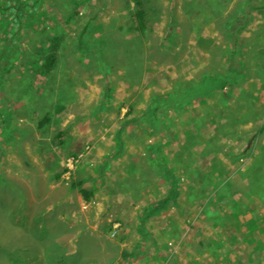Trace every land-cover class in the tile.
Returning <instances> with one entry per match:
<instances>
[{
  "label": "rangeland",
  "instance_id": "rangeland-1",
  "mask_svg": "<svg viewBox=\"0 0 264 264\" xmlns=\"http://www.w3.org/2000/svg\"><path fill=\"white\" fill-rule=\"evenodd\" d=\"M149 1V28L139 35L129 28L133 5L128 0H0V66L10 65V71L0 73V114L12 112V123H0V264H45L40 256L50 246L60 249L56 255L64 258L62 264H114L131 252L128 264H264V246L250 236L264 240V225L249 231L244 221L253 207L242 209L232 199L249 193L242 172L264 146V130L259 131L264 125V0H228L222 18L202 9L208 0ZM246 1L260 9L238 34L247 47L241 82L214 90L204 101L167 110L163 118L169 132L152 130L141 117L153 96L207 72L226 74L225 52L234 45L225 17L242 16ZM87 25L82 42L72 47ZM9 26L18 38L1 47ZM55 26L65 31L68 44L59 47L48 79L35 68L43 59L40 43ZM59 98H65L60 121L38 130L43 114H56ZM161 135L168 143L160 155L171 159L182 177V209L173 207L153 220L154 234L137 255L142 240L132 227L136 206L164 191L158 169L146 162ZM183 143L186 159L176 161ZM103 158L109 162L107 172L99 167ZM122 161L129 163L126 169ZM127 169L129 175L133 169L139 175L150 172L138 182L110 183ZM101 176L106 189L116 191L112 198L103 192L89 203L71 186L88 178L84 186L91 189ZM215 180L230 190L223 207L200 194L217 187ZM194 184L200 195L188 196ZM68 198L70 204H63ZM198 198L219 214L234 213L226 220L205 217ZM117 199L127 206L118 210ZM258 211L264 217V209ZM39 214V227L32 232ZM164 220L183 226L163 233ZM75 251L79 255L73 257Z\"/></svg>",
  "mask_w": 264,
  "mask_h": 264
},
{
  "label": "trees",
  "instance_id": "trees-1",
  "mask_svg": "<svg viewBox=\"0 0 264 264\" xmlns=\"http://www.w3.org/2000/svg\"><path fill=\"white\" fill-rule=\"evenodd\" d=\"M17 1V0H16ZM228 0H216L211 2L207 1L204 3V9L208 12V14L216 15L217 18H222L223 11L225 10L224 7H226ZM150 1L149 0H128V6L131 4L133 7H131V21H130V31L136 32L139 35H144L146 31L149 28V13H150ZM243 5L246 6L239 10L243 15L238 16L236 15H228L225 17L224 21V29L227 34V37H229V40L233 43V47H228L226 50L225 55V75L218 74L217 72L213 73H205L204 76L195 82H179L177 87L173 90V92L164 93L162 95H155L152 97L148 107L146 108L145 112H143L142 119H144L151 127L152 130L156 131L157 133H166L169 132V123L167 124L165 122V119L163 118V113H165L169 109H175L179 110L185 106V104H188L189 102H192L194 99H200L204 101L210 94L217 89L225 90L228 87H234V85H237L241 82L242 78L241 76H245V67L247 65L246 60L244 59V52L246 51L247 47H242V41L239 37V32L246 29L249 24L252 22L255 12L260 9L258 6L252 5L251 2L246 1L243 2ZM19 8V7H17ZM17 10V9H16ZM15 11V10H14ZM20 12V8L18 10ZM16 13V11H15ZM246 18L242 22V17ZM19 18V17H18ZM247 19V20H246ZM246 20V21H245ZM57 28L52 27V32L49 31L48 34L43 38L41 44V47L43 48L44 54L43 59L41 63H36L37 67L35 68L36 73L42 74L45 77L50 78L47 76L50 74L52 69L55 68L57 59L60 58V50L59 47H65L67 43L66 40V33L62 30L61 26H55ZM89 30V26L82 30V32L76 37V40H74V43L72 47H77V40L79 44L82 42V37H85V33ZM12 37L18 38L17 36V30L13 27H8L5 31L2 32L1 40L2 45L1 47H9L11 45L10 39ZM241 45V46H240ZM3 56H1V61H3ZM5 57L9 60V55H5ZM246 64H245V63ZM244 63V64H243ZM3 71L8 72L10 71V65L7 63L4 67L3 65L0 66V73ZM45 72V73H43ZM34 74V73H33ZM52 75V74H51ZM36 77V76H35ZM1 84V81H0ZM62 89V87L60 88ZM64 89H62L63 91ZM66 92V90H65ZM24 93H28L26 90ZM62 92H60L61 95ZM244 93V92H243ZM232 97V94L230 95ZM40 98V96H38ZM242 97V94H241ZM60 100V103L54 107L55 113H49L46 112L45 115L43 114L41 120L37 123V129L42 130L46 128L48 125L53 124L55 121L59 122L60 119H57L58 114L64 109L63 101H65V98L58 99ZM57 102V101H56ZM62 105L60 106V104ZM11 108V107H8ZM7 108V109H8ZM2 111V110H0ZM12 112L8 113L7 111L0 114V123H3L5 125H9V123H12L11 118ZM4 116V117H3ZM11 118V119H10ZM136 120V119H134ZM222 129V128H221ZM264 130V125L261 126V129L259 130L262 132ZM62 133L58 134V137H60ZM165 138V137H164ZM213 139V138H211ZM166 140V138H165ZM164 141V140H163ZM212 141V140H211ZM162 144L157 145L155 148V151H158L162 148ZM181 154L184 155L186 150H184V143L182 146ZM154 158L159 161L158 153L153 154ZM204 156V155H203ZM205 157V156H204ZM248 166V165H247ZM161 170H164L165 178L167 182V189L165 190L166 195L162 197H158V199L153 202V204H150L148 207L143 209V217H141V220H147L151 216H159L162 211L165 209H169L171 207H177L178 209H182V206L180 204V201L182 200V179L179 178V175L176 174V170L174 168L173 164H170V166L167 164V162L164 164L161 162L159 165ZM246 183L249 185V193L242 196H234L232 199H236V201L239 203L242 209L246 206L253 207L254 212H248L246 213L245 220L249 223L248 230L250 231L251 228H257L260 230V228L264 225V217L259 213L258 209H264V147H259V153L257 155H254V158L251 160L249 166L245 168L242 172ZM201 183H203L202 180H199ZM215 183H218L217 187H213L208 194H204V198L207 199L208 203H212L216 201L219 205L222 207L231 199L229 195L228 189L222 190V187H226L223 180L216 181ZM223 183V186H222ZM84 181H73L71 183L72 188H75L78 190V192L81 194L83 199L85 201H90L92 196L94 195L93 191L91 189H88L86 186H84ZM209 187V185H208ZM204 188V185H203ZM221 188V189H220ZM197 188L193 187L191 185L190 190L188 193V196H198L200 194H196ZM251 189V190H250ZM181 197V198H180ZM205 199L198 198V205L202 207L203 213L205 217L212 216L215 219H222L226 220L229 219L230 216H232V213H234V210H230L229 213H226L225 215L217 213V211H214L206 206V203L204 202ZM196 201V202H197ZM41 222V221H40ZM32 225V223H31ZM37 225V227H35ZM36 225L30 226V230L36 231V229L39 227V222L37 221ZM231 231V230H230ZM227 233H229L227 231ZM263 232L260 234L262 235ZM242 236H245L242 235ZM253 238L258 241V243L262 244L264 246V240L257 238L255 234L250 235ZM60 249L56 248L54 250L52 246L46 247L45 252L47 253V258L49 262L54 263L55 261L59 262L64 260V258L61 260L60 258L57 259V253H59ZM262 251H264V247L262 248ZM64 261L60 262L62 264Z\"/></svg>",
  "mask_w": 264,
  "mask_h": 264
},
{
  "label": "crops",
  "instance_id": "crops-1",
  "mask_svg": "<svg viewBox=\"0 0 264 264\" xmlns=\"http://www.w3.org/2000/svg\"><path fill=\"white\" fill-rule=\"evenodd\" d=\"M251 24V23H250ZM249 24V25H250ZM207 73H210V72H207ZM205 74V73H204ZM204 74L201 76V78L204 76ZM200 78V79H201ZM200 79H198V80H200ZM198 80H196L195 79V81H198ZM195 81H192V82H195ZM159 95H162V94H159ZM223 127V126H222ZM158 134H163V133H158ZM164 140V141H163ZM161 142H163L164 143V145H162V148H163V146H165L168 142H167V140H165V138H164V136L163 135H161V141L160 142H158V143H155V144H153V145H151L150 146V149H151V151H150V153L148 154V156L146 157V162L148 163L147 165L150 167V168H155L156 170H157V172H158V174H160V176H159V178L162 180V183H163V187H164V191L163 192H160L159 194H158V197H162V196H164V195H166V192H165V190L167 189V184L169 183V182H167V180H166V178H165V174H164V170H161V168L159 167V165L161 164V162H163L164 164L167 162V164L170 166V164H172L171 163V159H169V160H167L166 158H165V155H164V158H163V156H161L160 155V150L162 149H159L158 151H155V148H156V146L157 145H160V144H162ZM161 146V145H160ZM182 146L183 145H181V149L180 150H182ZM264 147V146H263ZM178 151V152H176L177 153V158H176V161H185V155L186 154H184L183 155V157H181V151ZM158 153V158L160 159V163H159V161H157L155 158H154V156H153V154L154 153ZM232 153V152H231ZM259 153V152H258ZM257 153V154H258ZM256 154V155H257ZM106 158L108 157V155H106L105 156ZM106 158H103V159H105L103 162H101V164H99V167H100V170H102V171H105V172H107L108 171V163H107V161H106ZM169 158V157H168ZM122 160V159H121ZM107 164H106V163ZM251 162V161H250ZM121 164H123V165H121L122 166V169H126V167L128 166V164L129 163H127V161L124 163L123 161L121 162ZM250 164V163H249ZM249 164H247V165H249ZM174 165V164H173ZM152 166V167H151ZM149 168V169H150ZM175 168V170H176V174H178L177 173V167L175 166L174 167ZM149 169H147V170H145L144 172H142L140 175H139V173H137V170L136 169H133V170H131V173H130V175H129V173H128V169H127V172L124 174V173H122L123 175H120L119 177H117V176H115L114 178L112 177V180L113 181H110V183L112 182L113 184L114 183H116L117 184V182H118V184H122L124 181H141V180H143L144 178H146L147 179V176H148V173H147V176L145 175V172H150L149 171ZM228 169L230 170V168L228 167ZM232 172V171H231ZM179 175V174H178ZM243 175V174H242ZM202 177H203V175H199V179H201L202 180ZM179 178L181 179L182 177L179 175ZM219 179L220 178H222V177H218ZM87 179L88 178H85L83 181H84V183H87ZM213 179H215V178H213ZM99 181V183H98V185L96 186V187H92L91 188V190L93 191V193H94V195L92 196V198L90 199V201H89V203L90 202H92V200H93V198L95 199L96 197H98V195L97 194H102L103 192H104V194H108L111 198L113 197V195H112V193H114V194H116V191H108L106 188H110V187H107L106 186V184H107V181L101 176L100 177V179L98 180ZM200 184H203V183H200ZM106 186V187H105ZM194 187L196 188V187H198V184L196 185V184H194ZM182 188H183V186H182ZM203 189L204 188H200V190H202V192H203ZM184 190V189H183ZM199 189L197 188L196 189V191H198ZM185 191V190H184ZM183 193V192H182ZM196 194H199V193H197V192H195ZM200 194H203V193H200ZM247 194V193H246ZM182 195V194H181ZM158 197H156V198H154V199H152V200H148L146 203H143L142 205H140V206H136V215H135V220H136V222L134 223V224H132V227L134 226V227H136L137 228V230H138V235H139V237L141 238L140 240H142V241H140V243H139V245L138 246H136V249H137V253H135V254H137V255H141V254H143L146 250V248H147V246L145 245V241L147 240V239H149V238H151L152 237V235L154 234L153 232H151L150 231V226L151 225H153V223H154V221L153 220H155V219H157V218H160V217H163L164 216V214L165 213H168V212H170V210L169 209H171V208H173V207H171V208H169V209H165L164 211H162V213L159 215V216H151V217H149L147 220H141V217H143V209L144 208H146V207H148L150 204H153V202H155L157 199H158ZM81 198H83L82 196H81ZM70 198H68V199H65L64 200V203L63 204H66V205H68V204H70ZM109 201V200H108ZM119 200L117 199V203H118V205H120V208H118V210H121V208H123V207H126L127 206V202H125L124 200H120L119 202H118ZM133 200L132 199H130V203L131 204H135L134 202H132ZM86 203V202H85ZM113 204H116V203H113ZM129 206H131L130 204H129ZM174 209V208H173ZM249 210H251V209H249ZM118 212H122V211H118ZM251 212V211H250ZM40 215V214H39ZM39 219H42V215H40L39 216V218L38 219H36L37 221L39 220ZM116 222H118V223H120V224H122V225H125L126 223H124L125 221L123 220V219H116ZM244 222H246V223H248L247 221H244ZM133 223V222H132ZM249 224V223H248ZM126 226V225H125ZM183 225L181 224V223H177V222H173L172 220H170V221H166V220H164V221H162V223H161V225L159 226V227H161L162 228V232L163 233H168V234H171V231L174 229L173 227H182ZM248 226V225H247ZM166 228V229H165ZM134 229V228H133ZM172 229V230H171ZM149 235V237L148 236H145V235ZM36 240H38V241H42V237H39V238H37ZM134 254V252H131V253H129V254H127L125 257V260H123L122 261V257H121V260L119 259L116 263H114V264H128L129 262H128V260H130L129 258H130V256L131 255H133ZM79 255V252H77V251H75V252H73L72 253V256L73 257H76V256H78ZM124 256H123V259H124ZM40 259L44 262L45 260H46V262H45V264H56L55 262L54 263H51V261L49 262V260H48V258H47V253L45 252H43V254L40 256ZM84 259V258H83ZM81 261V260H80ZM90 261V260H89ZM58 263V262H57ZM85 262H83V263H77V264H84ZM58 264H60V263H58ZM86 264V263H85ZM88 264H96V263H94V262H88ZM99 264H101V263H99Z\"/></svg>",
  "mask_w": 264,
  "mask_h": 264
}]
</instances>
